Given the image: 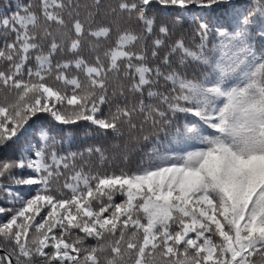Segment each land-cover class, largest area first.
<instances>
[{"label":"snow or ice","instance_id":"snow-or-ice-1","mask_svg":"<svg viewBox=\"0 0 264 264\" xmlns=\"http://www.w3.org/2000/svg\"><path fill=\"white\" fill-rule=\"evenodd\" d=\"M0 264H264V0H0Z\"/></svg>","mask_w":264,"mask_h":264}]
</instances>
